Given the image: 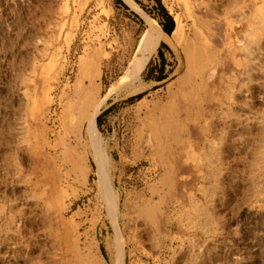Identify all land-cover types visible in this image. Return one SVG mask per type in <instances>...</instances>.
Instances as JSON below:
<instances>
[{
  "label": "rangeland",
  "instance_id": "rangeland-1",
  "mask_svg": "<svg viewBox=\"0 0 264 264\" xmlns=\"http://www.w3.org/2000/svg\"><path fill=\"white\" fill-rule=\"evenodd\" d=\"M122 2L0 0V264H264V0Z\"/></svg>",
  "mask_w": 264,
  "mask_h": 264
},
{
  "label": "trees",
  "instance_id": "trees-1",
  "mask_svg": "<svg viewBox=\"0 0 264 264\" xmlns=\"http://www.w3.org/2000/svg\"><path fill=\"white\" fill-rule=\"evenodd\" d=\"M116 1L118 3L123 4L122 0H116ZM135 1L138 4H140L142 7H144L143 4L140 2V0H135ZM148 1L154 3V6H153L154 11H156V14L158 15L159 18L153 14H149V13L148 14L152 17L153 20L157 22V24L160 26L163 33L172 35V33L175 30V21L173 17L169 14L168 10L163 5L162 0H148ZM159 54H161V51H159ZM100 119H101V116H99L98 119L94 123L91 124V126L89 127L90 133L96 131L97 122H98V126L99 127L101 126Z\"/></svg>",
  "mask_w": 264,
  "mask_h": 264
},
{
  "label": "bare ground",
  "instance_id": "bare-ground-1",
  "mask_svg": "<svg viewBox=\"0 0 264 264\" xmlns=\"http://www.w3.org/2000/svg\"><path fill=\"white\" fill-rule=\"evenodd\" d=\"M162 36L165 38V35H164V34H163ZM89 116H90V115H89Z\"/></svg>",
  "mask_w": 264,
  "mask_h": 264
},
{
  "label": "crops",
  "instance_id": "crops-1",
  "mask_svg": "<svg viewBox=\"0 0 264 264\" xmlns=\"http://www.w3.org/2000/svg\"><path fill=\"white\" fill-rule=\"evenodd\" d=\"M170 36V35H169Z\"/></svg>",
  "mask_w": 264,
  "mask_h": 264
}]
</instances>
